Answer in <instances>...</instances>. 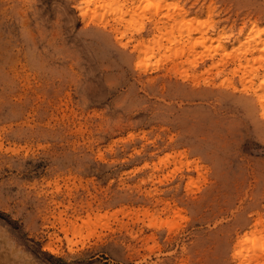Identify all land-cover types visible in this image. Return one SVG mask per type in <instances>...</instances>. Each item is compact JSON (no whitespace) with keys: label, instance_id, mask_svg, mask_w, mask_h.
Masks as SVG:
<instances>
[{"label":"rangeland","instance_id":"1","mask_svg":"<svg viewBox=\"0 0 264 264\" xmlns=\"http://www.w3.org/2000/svg\"><path fill=\"white\" fill-rule=\"evenodd\" d=\"M251 24L264 0H0V264H264Z\"/></svg>","mask_w":264,"mask_h":264},{"label":"bare ground","instance_id":"2","mask_svg":"<svg viewBox=\"0 0 264 264\" xmlns=\"http://www.w3.org/2000/svg\"><path fill=\"white\" fill-rule=\"evenodd\" d=\"M80 15L82 19H84L85 12H80ZM262 35H264V28H260L256 24H251V26L247 28L246 31L241 30L237 33V37L235 41L238 42L239 47L243 49L244 54L247 55H253L255 53L258 54L259 60L264 65V38ZM125 46H127V44L123 45V47ZM222 51L224 52L223 48ZM261 67L262 66L254 70V75L252 77L253 79L251 81L257 79V71ZM259 78L264 81V74ZM256 87H257L256 90L254 89L251 90L252 94L250 95V97L253 100L254 109L257 117L262 119L264 118V105L260 103V100L261 97H264V84L260 82ZM251 234H254V232H251Z\"/></svg>","mask_w":264,"mask_h":264},{"label":"snow or ice","instance_id":"3","mask_svg":"<svg viewBox=\"0 0 264 264\" xmlns=\"http://www.w3.org/2000/svg\"><path fill=\"white\" fill-rule=\"evenodd\" d=\"M262 84H264V81H261ZM260 103L264 105V97H261Z\"/></svg>","mask_w":264,"mask_h":264}]
</instances>
